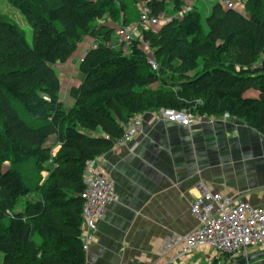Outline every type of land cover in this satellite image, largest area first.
Listing matches in <instances>:
<instances>
[{
	"label": "trees",
	"instance_id": "obj_1",
	"mask_svg": "<svg viewBox=\"0 0 264 264\" xmlns=\"http://www.w3.org/2000/svg\"><path fill=\"white\" fill-rule=\"evenodd\" d=\"M4 1L31 27L32 48L14 23L0 17L2 264L86 263L85 165L110 152L136 115L159 108L209 118L227 114L264 136V0H244L241 9L214 4L206 31L195 8L155 32L142 31L157 72L138 40L127 53L114 48L115 28L136 24L138 4L165 17L181 9V0ZM107 20L114 29L105 27ZM85 38L92 42L79 57V85L68 90L72 106L66 108L55 66L68 64ZM51 137L59 144L54 155ZM29 163L47 178L34 184L36 202L12 214L19 199L35 194L19 170Z\"/></svg>",
	"mask_w": 264,
	"mask_h": 264
},
{
	"label": "crops",
	"instance_id": "obj_2",
	"mask_svg": "<svg viewBox=\"0 0 264 264\" xmlns=\"http://www.w3.org/2000/svg\"><path fill=\"white\" fill-rule=\"evenodd\" d=\"M214 1L204 2L206 16ZM232 1L243 8L244 0ZM193 8L200 14L195 4ZM85 41L88 49L92 41ZM86 50L77 49V57L63 66L77 65ZM139 119L135 140L117 143L99 160V170L114 183L115 199L97 223L85 264H154L167 238L197 228L189 203L199 182L264 209V136L245 122L203 117L185 127L160 120L154 111L139 114ZM50 145L54 155L59 144L55 140ZM184 264H207L206 254L196 252ZM250 264H264V258Z\"/></svg>",
	"mask_w": 264,
	"mask_h": 264
},
{
	"label": "built area",
	"instance_id": "obj_3",
	"mask_svg": "<svg viewBox=\"0 0 264 264\" xmlns=\"http://www.w3.org/2000/svg\"><path fill=\"white\" fill-rule=\"evenodd\" d=\"M183 6L178 12L168 17H155L144 3L138 4L139 19L135 25L115 28L116 50L122 48L128 52L134 40H138L140 49L147 55V64L157 72L158 65L152 56L153 50L149 43L137 38L136 33L146 30L155 32V27L161 26L170 19H180L192 8L196 0H181ZM226 9L237 8V1L217 0ZM238 9V8H237ZM91 48H95L92 44ZM155 114L164 122L190 127L205 116H198L192 110H172L159 108ZM209 118V117H208ZM229 120L227 114L219 118ZM141 121L139 115L124 125L123 136L118 143L129 144L135 140ZM102 157V156H101ZM101 157L86 163L84 170V191L82 209V249L86 253L96 241L97 223L106 213L107 206L115 199L114 183L99 170ZM196 196L189 203V213L197 223V228L186 235L173 234L159 248L154 264H184L196 252L206 254L207 264H232L248 256V249L264 246V209L255 208L239 197L224 196L215 192L209 184L199 182L195 188Z\"/></svg>",
	"mask_w": 264,
	"mask_h": 264
},
{
	"label": "rangeland",
	"instance_id": "obj_4",
	"mask_svg": "<svg viewBox=\"0 0 264 264\" xmlns=\"http://www.w3.org/2000/svg\"><path fill=\"white\" fill-rule=\"evenodd\" d=\"M206 0H198L196 1L194 4L197 8H199L200 10V16H201V25L203 27V29L206 31V25H205V18H206V12L203 6H205V2ZM214 1V0H213ZM215 2V1H214ZM216 3V2H215ZM214 5V4H213ZM208 6H210L208 4ZM236 7L238 9L242 8V4L241 2L238 1ZM136 9L138 11V5H136ZM0 17L11 21L12 23H14L22 32V34L24 35V39L26 41V43L28 44V46L30 48H32V30L31 27L28 25V23L25 21L24 17L14 8L12 7V5L4 0H0ZM100 25V24H99ZM116 24H114V22H111L110 20H107V22L105 23V27L107 28H115ZM156 30L159 29V26L155 27ZM142 35V33L137 32L136 36L137 38H139ZM87 44L90 43L89 39H86L85 41ZM113 46H115V42L113 41ZM78 49H83L86 50L87 49V45L83 43L79 44V48ZM121 52L122 48L119 49ZM126 53V52H123ZM80 54V52L78 53ZM73 57H77V54L75 53L73 55ZM72 57V59H73ZM70 61V60H69ZM71 62V61H70ZM71 65L73 67H66L65 66H55V70L60 78V81L62 83L61 85V101L63 102L64 107L69 108L72 106V100L69 98L68 96V90L73 87V86H77L79 83V75L77 73L76 70V62L71 63ZM55 142V138L51 137L49 140L50 144H53ZM50 163H47V166H50ZM20 172L22 173L23 178L25 179V181L30 184L32 187V189H34L35 194H29L21 199L18 200L17 204L13 207L11 213L12 214H16L19 211H23L24 207H25V203L26 201H32V202H36L37 198H38V191L36 188H34V184L38 183V186H41L42 183L44 182V180L47 178V173L43 172L39 175V173H37L34 169V167L32 166V163H29L25 166L19 167ZM32 241L35 242V244H40V238L38 237L37 234H34L32 237ZM264 250V246H258V247H252L248 249V253H258L259 251ZM2 254L0 253V264H2Z\"/></svg>",
	"mask_w": 264,
	"mask_h": 264
},
{
	"label": "water",
	"instance_id": "obj_5",
	"mask_svg": "<svg viewBox=\"0 0 264 264\" xmlns=\"http://www.w3.org/2000/svg\"><path fill=\"white\" fill-rule=\"evenodd\" d=\"M261 258H264V252L247 256L246 258H242V259H240V260H238L232 264H250V263L254 262L255 260H258Z\"/></svg>",
	"mask_w": 264,
	"mask_h": 264
}]
</instances>
